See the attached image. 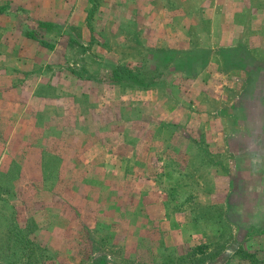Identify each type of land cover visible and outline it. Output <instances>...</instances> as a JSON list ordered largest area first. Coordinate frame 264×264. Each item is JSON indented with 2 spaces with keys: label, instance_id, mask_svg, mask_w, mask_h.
I'll list each match as a JSON object with an SVG mask.
<instances>
[{
  "label": "rangeland",
  "instance_id": "1",
  "mask_svg": "<svg viewBox=\"0 0 264 264\" xmlns=\"http://www.w3.org/2000/svg\"><path fill=\"white\" fill-rule=\"evenodd\" d=\"M0 264H264V0H0Z\"/></svg>",
  "mask_w": 264,
  "mask_h": 264
}]
</instances>
